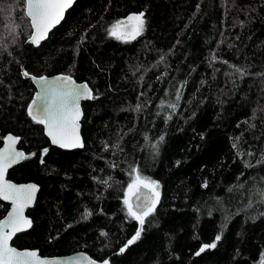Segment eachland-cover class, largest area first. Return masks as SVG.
I'll return each mask as SVG.
<instances>
[{
    "label": "trees",
    "instance_id": "trees-1",
    "mask_svg": "<svg viewBox=\"0 0 264 264\" xmlns=\"http://www.w3.org/2000/svg\"><path fill=\"white\" fill-rule=\"evenodd\" d=\"M140 12L137 39L108 34ZM30 32L21 0H0V145L8 132L20 136L18 147L35 155L8 178L40 187L32 226L12 245L110 264L264 258V0H76L38 47ZM25 71L91 88L82 148L50 145L28 115L35 88ZM137 174L159 184L160 198L121 253L139 227L123 204ZM7 208L0 201V218Z\"/></svg>",
    "mask_w": 264,
    "mask_h": 264
},
{
    "label": "snow or ice",
    "instance_id": "snow-or-ice-1",
    "mask_svg": "<svg viewBox=\"0 0 264 264\" xmlns=\"http://www.w3.org/2000/svg\"><path fill=\"white\" fill-rule=\"evenodd\" d=\"M21 3L25 7L26 17L30 20L29 40L33 45H39L47 37L50 29L63 19L65 11L72 6L73 0H21ZM145 25L144 12L129 14L126 19L116 21L108 29V34L117 40L128 42L141 36ZM237 71L240 70L237 69ZM23 75L28 76L29 74L25 71ZM39 82L41 90L28 105V115L36 123L44 126L46 135L52 144L60 148L83 147L79 135L81 117L79 101L82 98H94L91 90L86 84L76 85L68 75L57 76L52 80L42 76ZM177 99H179V94ZM170 107L174 109L175 105H170ZM137 111H139V106ZM163 139L160 137V140ZM18 140V137L8 135L4 138L5 146L0 148V200L11 204V211L7 217L0 220V264H55L53 261L41 258L35 250H17L10 244L17 233L32 226V222L24 212L35 200L37 192L35 184L18 186L5 179L9 168L28 158L16 149ZM47 151L48 149L43 150L44 153ZM41 162L43 163V158ZM260 162H264V158ZM132 171L137 172L135 168ZM159 198V184L154 180L137 174L127 185L123 204L127 209V216L138 222L140 227L120 248L121 253L141 238L146 219L156 210ZM247 207H252V203L250 202ZM87 215L89 213L85 212V218ZM101 235L105 233L102 232ZM220 239L221 236L217 235L214 242L202 246L196 255L207 248H215L216 242ZM89 264H94V262L89 261ZM103 264H108V261L105 260ZM261 264H264V261Z\"/></svg>",
    "mask_w": 264,
    "mask_h": 264
},
{
    "label": "water",
    "instance_id": "water-1",
    "mask_svg": "<svg viewBox=\"0 0 264 264\" xmlns=\"http://www.w3.org/2000/svg\"><path fill=\"white\" fill-rule=\"evenodd\" d=\"M75 1L76 0H73V4H72V6L74 5V3H75ZM71 6V7H72ZM70 7V8H71ZM70 8H68L66 11H65V13H64V17H65V14H66V12L70 9ZM26 15V14H25ZM64 17H63V19H64ZM28 19V18H27ZM63 19H61V21L58 23V24H56L54 27H52L51 29H50V31H49V33H48V35H47V37L43 40V41H45L48 37H49V34L63 21ZM29 20V19H28ZM29 22H30V20H29ZM43 41H41L40 42V44L43 42ZM27 43H29V44H31L33 47H38L39 45H33L31 42H30V40H29V37H28V39H27ZM65 74H54V75H47V76H43V77H46V78H48L49 80H52L53 78H55V77H57V76H64ZM25 77H27V78H29L30 80H31V82H32V84H33V86H34V88H35V92H34V95H33V97H32V99L36 96V94L41 90V84H40V82H39V78L40 77H42V76H40V77H34V76H31V75H28V76H25ZM71 79H72V81L76 84V85H87L88 86V84L85 82V81H81V82H79V81H76V80H74V78H72V77H70ZM88 88L91 90V88L88 86ZM92 92V91H91ZM32 99L30 100V102H29V104L32 102ZM87 100H89V99H86V98H82L80 101H79V106H80V111H81V117H80V120H81V118H82V115H83V111H82V107H81V104H82V102H84V101H87ZM28 104V105H29ZM27 112H28V107H27ZM31 117V116H30ZM80 120H79V135H80V138H81V141H82V143H83V137H82V134H81V123H80ZM43 132H44V135H45V137L49 140V143H50V145H52V146H54V147H57V148H59V149H63V150H68V151H71V150H75V149H80V148H60L58 145H54V144H52L51 143V140H50V138L46 135V131H45V129H44V126H43ZM8 135H12V136H14V137H18L19 138V140H20V136L19 135H15V134H13V133H10V132H8V133H6L2 138H1V145H0V148H3L5 145H4V138L5 137H7ZM19 140H18V142H17V144H16V149L18 150V151H21V152H23L28 158L27 159H30V158H32L34 155H35V152L34 151H31V152H25L23 149H21V148H19L18 147V144H19ZM82 148V147H81ZM27 159H24V160H22V161H20L19 163H21V162H23V161H25V160H27ZM19 163H17V164H19ZM16 164V165H17ZM16 165H14V166H16ZM13 166V167H14ZM13 167H11V168H13ZM11 168H9L8 169V171L11 169ZM8 171H7V173H6V175H5V179L7 180V181H9V182H11V183H13V184H15V185H18V186H21V185H28V184H35L36 186H37V192H36V194H35V200L33 201V203L31 204V206H29V207H27L26 209H25V212H24V214H25V216L32 222V218L27 214V211L30 209V208H32L33 206H34V203H35V201H36V198H37V194H38V191H39V185L38 184H36L35 182H33V181H28V182H15V181H13V180H11V179H9L8 178ZM1 202H3V203H6V204H8V208H7V211L5 212V214H4V216H2L1 218H0V220H2V219H4V218H6L7 217V215H8V213L11 211V204H10V202H8V201H3V200H0ZM140 227V226H139ZM138 227V228H139ZM31 228V227H30ZM30 228H27L25 231H23V232H26V231H28ZM23 232H20V233H23ZM20 233H17L16 235H18V234H20ZM15 235V236H16ZM14 236V237H15ZM14 237H13V239H14ZM12 239V240H13ZM10 244H11V246L12 247H15L17 250H35V251H37V253H38V255L41 257V258H43V259H47V260H49V261H53V262H55V264H77V262H78V264H89V261H93L94 262V264H103V262L105 261V260H107L108 261V264H110V260H109V258L107 257V258H105V259H103V260H97V259H94L93 257H91L87 252H85V251H81V250H78V251H74V252H71V253H69V254H64V255H41L40 253H39V250L38 249H36V248H17L16 246H14V245H12V241L10 242ZM262 261H264V258L263 259H261L260 261H259V263L258 264H261V262Z\"/></svg>",
    "mask_w": 264,
    "mask_h": 264
},
{
    "label": "bare ground",
    "instance_id": "bare-ground-1",
    "mask_svg": "<svg viewBox=\"0 0 264 264\" xmlns=\"http://www.w3.org/2000/svg\"><path fill=\"white\" fill-rule=\"evenodd\" d=\"M31 76H33V75H31ZM34 77H40V76H34ZM231 84H233V83H231Z\"/></svg>",
    "mask_w": 264,
    "mask_h": 264
}]
</instances>
